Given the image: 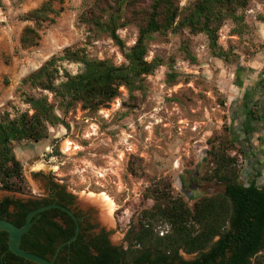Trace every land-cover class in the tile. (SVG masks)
Listing matches in <instances>:
<instances>
[{
	"label": "rangeland",
	"instance_id": "1",
	"mask_svg": "<svg viewBox=\"0 0 264 264\" xmlns=\"http://www.w3.org/2000/svg\"><path fill=\"white\" fill-rule=\"evenodd\" d=\"M43 1L0 0V114L6 111L12 117L28 108L21 91L34 96L39 92L21 86L22 78L66 47H84L90 58L108 59L116 65L126 63L120 48L106 33L85 40L83 28L76 24L82 0H53L52 8L58 11L49 13L53 21L42 23L36 45L22 47V29L30 24L23 16ZM257 3L263 12L256 9L259 20L264 17V0H249L245 10L251 5L257 7ZM245 10L244 21L237 27L227 20L218 31L225 58L213 55L202 33H154L147 43L146 59H158L159 65L143 77L142 87L131 96L120 86L118 95L95 112L82 110L79 105L71 109L65 117L69 128L58 124L49 127L48 136L37 142L13 143L21 167L39 155L37 163L49 166L56 180L73 191L105 198L119 233L127 225L137 224L140 212L153 204L146 193L160 181L168 182L171 194L181 196L188 205L200 196L222 192V183L208 176L212 167L207 161L208 151L237 131L231 118L234 107L229 102V70L234 72L240 53L248 52L241 34L251 27L245 22ZM233 28L238 32H232ZM117 33L128 47L137 29L130 24ZM183 44L193 59L182 50ZM61 66L74 74L83 65L63 61ZM222 148L238 168L239 181L249 182L242 175L251 158L247 144L236 140L232 147ZM262 170L259 187H264V167ZM22 175L23 191L14 192L36 193ZM156 229L161 234L168 227L159 224ZM258 256L264 262V250Z\"/></svg>",
	"mask_w": 264,
	"mask_h": 264
},
{
	"label": "trees",
	"instance_id": "2",
	"mask_svg": "<svg viewBox=\"0 0 264 264\" xmlns=\"http://www.w3.org/2000/svg\"><path fill=\"white\" fill-rule=\"evenodd\" d=\"M52 1L44 0L23 16L30 24L22 29V47L36 45L42 23L53 21L49 13L56 14L58 11L52 8ZM248 1L190 0L180 5L179 0H82L76 24L83 28L85 40L106 33L120 48L126 63L116 65L108 59L90 58L84 47H66L60 55L49 57L22 78L21 86L34 89L39 95L22 90V101L28 108L12 117L6 111L0 114V188L20 192L24 188L21 162L13 151V143L37 142L48 136L49 127L58 124L69 128L65 117L71 109L79 105L82 110L95 112L118 95L120 86H124L131 96L134 90L142 87L143 77L159 65L158 59H146L147 43L154 33H179L182 30L189 34L202 33L213 55L225 58V50L218 44V31L227 20L236 23L235 27L242 23ZM130 24L136 27L137 35L133 44L126 47L117 30ZM231 31L238 32L236 28ZM182 50L191 58L185 44ZM63 61L81 63L83 66L73 74L61 66ZM48 93L51 94L50 98ZM235 141L230 136V139L219 142L217 147L211 146L208 151L207 161L212 165L208 176L222 183V192L200 196L191 205L181 196L172 195L170 184L166 181L158 182L146 193V197H152L153 204L140 212L130 244L138 246L135 250L143 249L157 254L149 264H172L177 250L186 253L201 251L216 235L232 239L236 253L241 255L240 258L236 255L232 257L234 263L242 261L247 264V255L261 246L264 237V187H259L254 181H239L238 168L232 165V158L222 148L225 145L232 147ZM238 150L241 154L245 153L243 148L239 147ZM15 203L25 207L23 202L17 203L7 197L1 199L0 218L12 220L21 226L26 210L21 219H15L18 213L9 211V207ZM36 206L35 203L32 207ZM36 216L39 214L33 215L31 220ZM159 224L167 225L165 233L159 234L156 229ZM36 233L30 228L22 236L20 246L50 259L57 243L39 241ZM67 246L65 244L59 252L66 250ZM135 250L129 251L125 259L129 260ZM57 256L53 264H113L99 256L81 263L66 254L61 258ZM142 258L134 264L144 262L145 258ZM0 264L36 263L13 254L7 246V233L0 231ZM191 264L196 263L193 261ZM252 264L264 262L261 256L256 255Z\"/></svg>",
	"mask_w": 264,
	"mask_h": 264
},
{
	"label": "flooded vegetation",
	"instance_id": "3",
	"mask_svg": "<svg viewBox=\"0 0 264 264\" xmlns=\"http://www.w3.org/2000/svg\"><path fill=\"white\" fill-rule=\"evenodd\" d=\"M37 187L39 191L36 193L32 192L23 202L25 204L24 208L17 206L18 204L16 203L11 205L12 211L18 213L15 219H21L23 211L26 210L22 217L24 221L28 211L48 204L60 205L70 210L73 215L60 207L52 206L35 213L39 214V216H36L33 221L31 220L30 228L33 231H37L36 238L39 241L57 243L55 248L57 252L55 250L54 257L50 258L52 262H54L57 254H59L57 258H61L66 254V256L71 257V259L79 263L88 262L89 258L99 256L102 260L110 261L113 264H134L135 261L144 257L145 261L141 264H149L157 257V254L154 252H147L143 249L135 250L138 246L130 244L131 234L135 227L131 228L128 226L123 234L119 233L113 239L111 234L118 224L112 214H108V219L101 218L99 220L101 224H99V222H96V218L92 217L91 208L88 207L83 210L82 208L73 206L74 195L63 187L46 181H39ZM35 203L37 206L32 207ZM27 208H30V210H27ZM72 237H74L73 240L65 243ZM227 239L224 235H216L206 248L194 253L177 250L174 252L176 257L172 258V264H191L193 261L196 264H243L242 261L233 262L232 257L234 255L237 258H240L241 255H239L240 253H236L237 250L234 248L232 239ZM62 243L68 246L66 250L59 252L60 248L65 245L63 244L58 248ZM262 249L263 239L261 246L252 254L247 255V264H252L255 256ZM131 250H135V253L129 260H126V255ZM182 254L193 255L188 259H184Z\"/></svg>",
	"mask_w": 264,
	"mask_h": 264
},
{
	"label": "crops",
	"instance_id": "4",
	"mask_svg": "<svg viewBox=\"0 0 264 264\" xmlns=\"http://www.w3.org/2000/svg\"><path fill=\"white\" fill-rule=\"evenodd\" d=\"M256 9L263 14L259 3L245 10V22L251 27L241 34L248 52L240 53L234 72L229 70V102L234 107L231 118L237 129L232 137L247 144L251 157L242 175L257 184L264 167V19H256Z\"/></svg>",
	"mask_w": 264,
	"mask_h": 264
},
{
	"label": "water",
	"instance_id": "5",
	"mask_svg": "<svg viewBox=\"0 0 264 264\" xmlns=\"http://www.w3.org/2000/svg\"><path fill=\"white\" fill-rule=\"evenodd\" d=\"M38 156L39 155L33 156L32 158L27 160L21 167V171L23 172L32 190L36 192L39 191L37 187L39 181H46V182L54 183L58 186L63 187L66 191L74 195L75 198H74L73 206H77V208H82L83 210L88 207L91 208L92 217H95L96 222H99V224H101L99 221L101 220V218L102 219L109 218L108 216L112 214V208L109 202L105 198H102V197H99L93 194H89V193L73 191L70 186H67L61 183L60 181L56 180L55 178L51 176L52 170L49 166L39 165L37 163ZM28 196L29 195L23 194V193L0 189V200L7 197L16 202L18 201L24 202L28 198ZM52 206L60 207L72 215L70 210L60 205L48 204V205H42V206L36 207L28 211L25 216L24 222L21 226L14 224L13 222H11L10 220L6 218H0V231H5L7 233V246L13 254L27 261L36 263V264H53L51 259H47L38 254L29 252L20 246L22 236L28 231V229L31 226V218L33 217V215L41 210L47 209ZM11 210H12V206L9 207V211ZM128 226H130L131 228H134L137 226V224L131 223L127 225L123 233L128 228ZM123 233H120V234H123ZM118 234L119 232L117 231V228H114V232L111 234V237H113L114 239V236H117ZM73 238L74 237L67 240L65 243H69L71 240H73ZM65 243L60 244L58 248ZM262 250H264V238H263V249ZM192 255L193 254H182V257L184 259H188Z\"/></svg>",
	"mask_w": 264,
	"mask_h": 264
},
{
	"label": "built area",
	"instance_id": "6",
	"mask_svg": "<svg viewBox=\"0 0 264 264\" xmlns=\"http://www.w3.org/2000/svg\"><path fill=\"white\" fill-rule=\"evenodd\" d=\"M161 234H162V232H161Z\"/></svg>",
	"mask_w": 264,
	"mask_h": 264
},
{
	"label": "bare ground",
	"instance_id": "7",
	"mask_svg": "<svg viewBox=\"0 0 264 264\" xmlns=\"http://www.w3.org/2000/svg\"><path fill=\"white\" fill-rule=\"evenodd\" d=\"M109 202V201H108Z\"/></svg>",
	"mask_w": 264,
	"mask_h": 264
}]
</instances>
